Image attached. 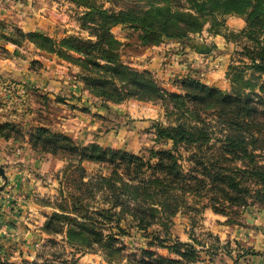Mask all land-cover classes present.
Returning <instances> with one entry per match:
<instances>
[{
    "label": "trees",
    "instance_id": "1",
    "mask_svg": "<svg viewBox=\"0 0 264 264\" xmlns=\"http://www.w3.org/2000/svg\"><path fill=\"white\" fill-rule=\"evenodd\" d=\"M70 1L83 8L78 19L91 36L71 33L56 39L38 31L24 35L37 48L78 65L80 80L103 102L129 97L165 102L172 121L156 126L155 139L169 140L172 145L151 148L145 157L95 142L81 145L65 134L36 126L32 144L62 152L68 159L63 172L70 178L78 171L82 190L78 194L67 186L68 195L47 215L42 229L46 233L62 231L65 241L77 248L102 250L110 263L126 259L125 264H170L171 259L148 249L138 257L125 255L114 231L124 232L118 223L122 217L145 230L151 224L167 228L174 213L182 207L194 208L200 197L215 207L219 201L229 206L249 201L264 205V0H146L125 6H106L98 0ZM228 16L242 17L245 25L239 30L227 28ZM118 23L139 30L144 44L182 40L208 23L210 33L241 45L240 62L231 61L227 68L230 89L194 77L183 79L182 91L163 89L150 71L121 61V42L111 32ZM179 144L189 147L193 164L188 171L183 170L175 152ZM84 160L105 162L111 172L84 180ZM189 196L193 202L188 201ZM154 238L166 246L164 237ZM175 244L187 242L176 240L167 247L182 255L194 251L191 247L182 251ZM0 264L15 263L0 256ZM33 264L55 263L44 260ZM58 264L74 263L64 260Z\"/></svg>",
    "mask_w": 264,
    "mask_h": 264
},
{
    "label": "rangeland",
    "instance_id": "2",
    "mask_svg": "<svg viewBox=\"0 0 264 264\" xmlns=\"http://www.w3.org/2000/svg\"><path fill=\"white\" fill-rule=\"evenodd\" d=\"M98 1L106 6L146 2ZM82 9L70 0H0V157L6 160L0 163L4 168V175L0 174V194L9 196L22 208V220L29 229L27 234L22 233L19 250L13 246L12 250L0 254L4 260L15 264L44 260L55 264L64 260L74 264L126 262L123 259L110 263L102 250L77 248L65 241L62 231L46 233L42 229L47 215L58 209L62 197L68 195L67 186L78 194L82 190L78 171L70 178L63 172L68 159L62 152H50L32 144L30 137L36 126L65 134L81 145L95 142L145 157L150 155L151 148L172 145L169 140L155 139L156 126L172 121L165 102L134 97L103 102L80 80L78 65L37 48L24 35L38 31L56 39L71 33L91 36L78 19ZM231 17L228 16L225 23ZM207 26L208 23L185 39L170 38L156 44L142 43L139 30L129 24L113 25L111 32L121 42V61L150 71L163 89L182 91L183 79L194 77L229 90L227 68L231 61L240 62L241 45L225 39L219 41L221 46L218 47L208 37L213 33ZM204 29L207 35L203 34ZM15 38L19 40H12ZM199 42L211 45V50H195L193 44ZM193 55L196 58L190 59ZM188 149L179 144L175 150L184 171L193 164ZM76 162H72L73 168ZM10 165H14L11 170ZM82 165L86 168L84 180L111 172L105 162L84 160ZM188 201L193 202V198L189 196ZM195 201L194 208L182 207L174 213L167 228L151 224L145 230L139 229L129 217H122L118 223L124 232L117 228L114 231L123 244V253L132 258L148 249L171 259L170 264H250L264 255V205L249 201L246 205L229 206L219 201L216 208L206 197ZM154 236L164 237L162 243L166 246H161ZM176 240L187 242L175 244L177 249L184 251L191 247L194 248L192 254L182 255L167 247Z\"/></svg>",
    "mask_w": 264,
    "mask_h": 264
},
{
    "label": "crops",
    "instance_id": "3",
    "mask_svg": "<svg viewBox=\"0 0 264 264\" xmlns=\"http://www.w3.org/2000/svg\"><path fill=\"white\" fill-rule=\"evenodd\" d=\"M226 24L231 27L241 28L244 24V19L240 16H232L231 18H228L226 20ZM202 32L203 34H208L207 30L205 29ZM208 37H210L213 44L215 43L218 47L221 46L219 43L220 40L225 41V38L222 34H212ZM194 58L196 57H194L193 55V57H191L190 59ZM4 154H6L5 156L7 157V153L4 152ZM3 161L5 162L6 160H2L0 157V163H2ZM32 161H34V159ZM13 166L14 165H10L8 167L11 170ZM21 210L22 208L12 202L9 196H3V194H0V254L4 253L8 249L12 250L13 246L19 250V246H21L20 238L22 236V233L27 234L29 231V229L26 228L27 226H25L24 224V220H22L24 213ZM253 262L254 264H264V255L260 256V258L258 259L253 260ZM253 262L250 264H253Z\"/></svg>",
    "mask_w": 264,
    "mask_h": 264
},
{
    "label": "water",
    "instance_id": "4",
    "mask_svg": "<svg viewBox=\"0 0 264 264\" xmlns=\"http://www.w3.org/2000/svg\"><path fill=\"white\" fill-rule=\"evenodd\" d=\"M193 45L195 47V50L199 52H208L209 50H211V45L202 42L194 43ZM0 174L4 175V168L2 166H0Z\"/></svg>",
    "mask_w": 264,
    "mask_h": 264
}]
</instances>
